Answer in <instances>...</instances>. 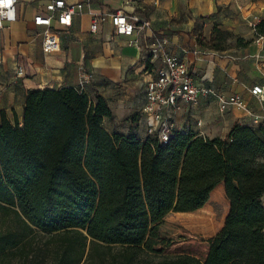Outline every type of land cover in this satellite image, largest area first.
I'll return each instance as SVG.
<instances>
[{"label": "trees", "instance_id": "1", "mask_svg": "<svg viewBox=\"0 0 264 264\" xmlns=\"http://www.w3.org/2000/svg\"><path fill=\"white\" fill-rule=\"evenodd\" d=\"M105 118L104 96L72 86L30 90L23 126L0 113V264H264V126L162 143L109 132ZM221 182L218 235L167 219L202 208Z\"/></svg>", "mask_w": 264, "mask_h": 264}, {"label": "crops", "instance_id": "2", "mask_svg": "<svg viewBox=\"0 0 264 264\" xmlns=\"http://www.w3.org/2000/svg\"><path fill=\"white\" fill-rule=\"evenodd\" d=\"M47 1L19 0L15 20L0 19V113L13 124L18 120L23 126L30 90L81 87L94 100L107 99L113 118L103 124L109 132L146 139L148 124L156 121L143 111L145 86L162 65L148 57L152 43L163 38L164 51L185 60L197 80L225 97L239 95L245 104L220 110L214 98L202 97L194 105L181 101L174 116L179 130L190 125L209 138H226L235 124L264 126V101L251 92L264 84V38L256 32L264 21V0H71L72 25L54 22L61 48L49 53L42 46L44 28L33 22L46 12ZM119 9L150 26L132 36L117 35L108 18L91 31L95 13ZM217 186L225 192L224 182ZM229 210L230 202L227 215Z\"/></svg>", "mask_w": 264, "mask_h": 264}, {"label": "built area", "instance_id": "3", "mask_svg": "<svg viewBox=\"0 0 264 264\" xmlns=\"http://www.w3.org/2000/svg\"><path fill=\"white\" fill-rule=\"evenodd\" d=\"M19 0H0V19L13 21L16 18L15 8ZM90 1V0H87ZM46 12L35 16V26L44 28L42 42L45 52L60 50L61 43L59 29L55 28L54 22L63 27H69L76 13V4L71 0H48ZM110 18L114 24L117 35L132 36L135 31L150 26V21L142 20L138 15L128 13L122 9L95 13L91 24V31L97 32L99 24ZM263 39V34H257ZM165 39L160 38L152 43L148 59L162 60V65L157 71L156 77L149 80L145 86L146 104L143 111L149 117H153L156 124H148V134H157L162 143H166L175 130H179L174 121L176 110L180 102L196 104L202 97L214 98L220 110H225L229 104L239 108H245L239 95L225 97L214 86L203 80H197L195 73L190 70L188 63L181 57L164 51ZM130 41L129 44H134ZM22 67L19 66L18 74ZM252 94L264 101V84H256L251 88ZM200 125L201 123L198 122ZM182 131H190L191 126L186 125Z\"/></svg>", "mask_w": 264, "mask_h": 264}, {"label": "rangeland", "instance_id": "4", "mask_svg": "<svg viewBox=\"0 0 264 264\" xmlns=\"http://www.w3.org/2000/svg\"><path fill=\"white\" fill-rule=\"evenodd\" d=\"M227 109V108H226ZM225 109V110H226ZM264 204V196H263ZM229 209V201L225 192L217 186L211 193L208 202L200 209L192 212L171 211L167 217L175 222L181 223L209 239L220 233L223 228L225 218ZM48 239L46 235L37 234L35 242L42 244ZM24 259H15L13 264H26Z\"/></svg>", "mask_w": 264, "mask_h": 264}, {"label": "snow or ice", "instance_id": "5", "mask_svg": "<svg viewBox=\"0 0 264 264\" xmlns=\"http://www.w3.org/2000/svg\"><path fill=\"white\" fill-rule=\"evenodd\" d=\"M8 2L10 3V2H11V0H8Z\"/></svg>", "mask_w": 264, "mask_h": 264}]
</instances>
